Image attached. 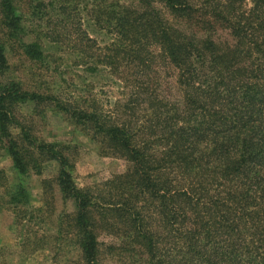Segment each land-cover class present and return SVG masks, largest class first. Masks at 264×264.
I'll list each match as a JSON object with an SVG mask.
<instances>
[{"label": "trees", "instance_id": "trees-1", "mask_svg": "<svg viewBox=\"0 0 264 264\" xmlns=\"http://www.w3.org/2000/svg\"><path fill=\"white\" fill-rule=\"evenodd\" d=\"M86 20L112 39L99 45ZM46 41L115 73L123 99L105 108L6 79L7 45L37 62ZM29 103L125 170L80 186L71 148L21 120ZM0 145L21 179L0 169L16 219L31 207L25 177L57 164L81 264H264V0H0Z\"/></svg>", "mask_w": 264, "mask_h": 264}, {"label": "rangeland", "instance_id": "rangeland-1", "mask_svg": "<svg viewBox=\"0 0 264 264\" xmlns=\"http://www.w3.org/2000/svg\"><path fill=\"white\" fill-rule=\"evenodd\" d=\"M85 23L99 45H105L112 39L111 33H106L92 21L86 20ZM44 44L45 60L37 62L23 55L20 47L8 49L7 45L10 72L6 79L9 75L20 80L25 88L42 93L62 92L67 98L72 95L95 98L98 105L105 108L112 109L116 100L123 99L127 88L115 73L108 69L96 73L87 71L75 63V55L60 45L47 41ZM19 113L21 120L32 125L39 138L65 143L71 148L75 157V179L80 186L99 183L125 170L123 158L103 154L99 144L81 127L74 126L47 104H25ZM0 169L10 183L21 180L1 145ZM57 169L55 162H46L41 174L32 170L25 177L24 182L32 197L29 213L23 219L18 216L16 219L15 210L0 187V264H81L68 225L61 223V218L74 210V204L63 201L61 197L55 181ZM105 264L117 263L106 261Z\"/></svg>", "mask_w": 264, "mask_h": 264}]
</instances>
